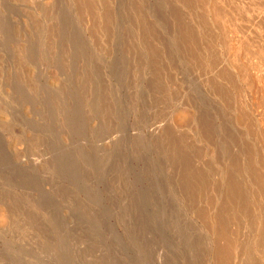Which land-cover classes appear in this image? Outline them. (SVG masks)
<instances>
[{
    "label": "bare ground",
    "instance_id": "1",
    "mask_svg": "<svg viewBox=\"0 0 264 264\" xmlns=\"http://www.w3.org/2000/svg\"><path fill=\"white\" fill-rule=\"evenodd\" d=\"M207 1L0 0V232L9 233V229L15 228L23 216H19V213L23 214L21 211L24 207V212L26 210L27 202L23 194L25 189L22 188V185L25 184V181H22L26 177L22 176L27 174H24L26 161L23 160V153L25 151L22 150V146H19L22 143L21 136L25 135V132L28 135L31 134L29 131L37 132L32 128H36L34 127L36 125L40 126L41 114L46 111L45 109L43 112L42 108L60 114L64 108L62 105L68 104L69 112L73 114L76 123L79 122L77 115L81 113L78 106L81 108V105H84L85 113L90 107L92 108L90 110L94 111L89 110L86 114L81 113V118L83 115L85 116L83 117L85 118L84 124H82L86 131L84 133L90 135V133L98 131L99 140L104 139L101 143L98 140L100 145L105 143L110 147L113 144L108 142L110 137L118 136L115 134L116 130L114 131L115 123L128 122L126 128L123 127L126 126L125 124L123 126L120 124L123 128L122 131L128 129L130 135V137L125 135L128 141L126 140L124 149L128 154L127 156L123 155L122 158L119 156L118 159L122 160L127 157L128 164L135 170H133L136 174L135 178L139 177L140 183L147 191L144 193L150 197L149 199L146 195L151 203L154 231L156 235L163 237V242H166V250L157 249L159 251L156 258H159V263L264 264V104L261 105L264 99H260V101L255 99L257 95H260V93L256 94L257 91L255 98L253 94L250 99L252 97L254 99L246 102L242 99L245 97L240 96L241 87L237 90L240 83L243 84L250 77L251 66L254 69L260 64L258 63L260 55H257L259 61L257 57L253 56L256 58V60L252 58L255 60L254 63L257 61L258 65L255 63L256 66H254L249 63L247 66V68L250 66L249 75L244 67L246 63L243 61L246 60L245 62L248 64L247 60L251 57L247 55L248 50L251 51L250 48L257 40L252 43L253 45L251 44L252 46L244 45L248 48L247 57L241 60L244 64L239 60L242 55L239 57L238 53L231 49L238 56L233 59L242 64L245 69L242 72H246L249 76L240 72L239 74L248 78L238 74L240 78L246 79L239 78L241 80L239 81L234 72V68H239V70L242 68L239 62L237 63L240 67H235L236 62L232 58L234 63L229 60L230 57H234L230 52L228 60L226 59L227 54L226 61L222 60L220 53L218 54L215 48L217 42L214 44V41L218 40V36L216 37L215 30L217 29V19H215L216 16L214 18L213 16L216 15L219 6L221 8L228 7L233 1L229 2L228 0L229 4L225 3L226 0H224V4L221 3L222 0H210L209 4ZM238 2L240 3L239 0ZM247 3L249 4L250 1ZM256 3L260 8H262L261 5H264V2ZM222 5L224 6L222 7ZM230 6L232 7L233 4ZM230 6V9L226 7L227 12H230ZM234 7L238 6L234 5ZM234 7L233 9H236ZM251 9L253 8L249 9L248 7L246 10ZM222 10L223 13H220L221 10L218 13L223 15L226 10ZM254 10L256 9L254 8ZM256 11L252 13L254 14ZM233 13L238 15L237 13L240 11ZM238 16L240 18V15ZM225 17L220 18L223 20L222 18ZM221 20L218 21L219 24H221ZM225 23H227L226 18L223 24ZM223 24L222 27H224ZM231 24L232 27L235 25ZM226 25L227 28H230L228 23ZM220 27L221 25H219ZM230 30L232 34V28ZM247 30L249 29L247 28ZM219 31H221L220 38H223L222 30ZM232 36L234 37V35ZM56 41H69L68 44L71 41H81V43L84 41L86 50L84 49V52L80 48L78 49L80 51L72 52L77 56L74 58L72 54V62H69L71 61V52L69 49L61 50L63 46L69 48V46L65 47L67 42L64 45L60 42L63 46L58 49L57 43L59 42ZM88 41H92L93 44L89 43L88 45ZM113 41H125L124 49H121L122 56H117V54L115 56V47L118 45L115 46L116 42ZM31 42L34 44H32L33 46L27 45ZM77 45L73 44L74 48ZM73 46L70 45L71 49ZM81 47L84 46L81 45ZM229 47L233 46L229 45ZM74 48L73 50H75ZM255 48H253L254 51ZM116 52L118 53V51ZM261 52H264V48ZM261 52L258 49L256 54ZM243 55L245 54L243 53ZM260 62L261 66H264V62L262 60ZM54 67L60 70H58L59 73L62 72L61 78L56 77L55 72H53L55 76L50 74V69H55ZM67 70L71 71V76H68L69 79L71 77L69 85L66 83L67 79L64 80L65 77L63 79V76H67ZM255 70L259 72L258 69ZM253 76L252 78H254ZM245 83L248 85V88L245 89L255 88L254 84L249 87V84ZM258 83L260 85V82ZM259 87L264 88L263 84ZM251 89L250 92L246 91L247 95L251 94ZM262 90L263 93L264 90ZM258 98L259 96H257ZM245 100L248 99L245 98ZM65 110L67 111V109ZM53 113H50L49 116L52 118L58 116L56 113L53 116ZM45 115L48 114L44 113L43 116ZM46 116L43 118L52 120ZM61 119L63 121L64 117ZM61 119L57 120L61 121ZM97 119L101 121L99 125L96 123ZM57 122L54 123L57 124ZM62 127H64L63 123ZM39 128L41 129V127ZM64 129L60 130L64 131ZM112 129L115 133H112ZM55 130L54 133L58 132ZM76 130L78 129L74 131ZM12 133H16V137H13ZM59 134L58 137H60ZM123 134L125 133L121 134L122 137ZM34 136L32 137L33 141L29 138L33 145L28 141L30 149L27 148L30 154L31 151L34 153L33 149L37 148L39 140L45 143L42 138L39 139L38 134L37 137L36 134ZM65 136L63 140H60V142L62 141L60 144H63L64 140L67 143L70 142ZM117 138L116 141H118ZM123 138H119V141H123L121 140ZM111 141H115L114 137ZM78 146H80L79 142ZM39 147L40 149H37L41 150L42 147ZM116 149L119 152L122 148L116 147L115 152H117ZM38 150H36L35 157L41 152L37 153ZM97 150L99 149L97 148ZM125 150L123 151L125 152ZM44 153H47L45 148ZM112 154L113 158L114 155L118 156L116 153ZM31 155H35V153ZM90 155H94V153ZM119 155L121 154L119 153ZM36 160L40 162L38 157ZM35 161H33V166L37 163ZM118 162L120 163V160ZM42 163H44L43 159ZM40 164L37 165L40 166L38 168L41 172V167L45 164ZM125 164L126 167L127 164ZM33 169L31 168V170ZM128 170L129 168L126 169L127 173L131 172ZM117 171L119 172V169ZM32 173L30 172L31 176ZM120 173L118 174L122 175ZM10 179L15 180L16 185H19L17 187L23 191L12 192L8 188ZM143 191L141 193L144 196ZM29 193L32 195V192ZM141 193L138 195L141 196ZM35 199L37 198L35 197ZM21 207L22 209L19 210ZM144 211L143 209V213L141 210L139 212L144 214ZM34 214L32 215L36 216ZM39 215L41 216V214ZM37 217L38 214L36 220L39 219ZM147 217L150 218V215ZM148 226L147 228H149ZM46 233L49 232L46 231ZM23 234L25 233L23 232ZM17 239L19 240V238ZM155 245L159 246V244Z\"/></svg>",
    "mask_w": 264,
    "mask_h": 264
},
{
    "label": "rangeland",
    "instance_id": "2",
    "mask_svg": "<svg viewBox=\"0 0 264 264\" xmlns=\"http://www.w3.org/2000/svg\"><path fill=\"white\" fill-rule=\"evenodd\" d=\"M227 1L228 0H226L225 3ZM231 1H233V3L230 2V0H229L230 4L231 5L233 4L232 7L227 2L226 4H229L228 7L222 5V7L223 6L224 7L221 8L219 6V9L217 10L216 15H214V16L212 15L213 18L215 16L217 17V18L215 17V19H217L216 23L218 26V27L216 26L217 29H215L216 30V37L218 36V38H217L218 40L214 41V44H215V42H217L216 43L217 45H215V48H216L218 54L220 53V56H221L222 60H224V61H226V59L228 57H230L229 56L230 54H231V56L233 55L234 57H230L229 60H232L233 58H238V56L235 55L236 53L234 54V52H237L239 57L242 55V57L239 58V60L241 63L243 61H244V63H246L244 65V67H245V69H247V73L249 72L248 69L250 68V66L247 68L249 63H250V65L253 64L254 66H256V64L258 65V63H260L258 66L254 67V69H253V66H251V68H250L251 70H254L256 72L251 71L249 69L251 72V75L252 76L254 75L253 76L254 78H252V76L249 74L250 72L248 73L250 75V77L248 76V74L246 72H244V73L242 72V71H245L244 67L242 66V64H244V63L241 64L239 61H237V62H239L240 66L242 68H240V70H239V68H234V72L237 74V76L240 72L243 74L246 73L247 76L252 80V82H250L251 80L250 81L248 80L249 78L247 76H245L246 74L245 75L239 74L241 76H244L245 78L247 77L248 79L246 78L247 79L246 80L244 77H241V78H244L246 81H244V82L242 81L243 84L239 82L240 85H239V87H237V90H239L241 87V89H240L241 91H239V92L240 93L242 92V93L240 94L238 92V94H240V96H244L246 99H248V100H245V98L242 97V99L244 101L248 102L249 100L250 101L253 100L255 98L256 94L260 93V95L262 94V96L257 95V96H259V98L257 99V96L255 98L256 100L260 101V99H264V96H263L264 95L263 94L264 88L259 87L262 84L264 87V83H263V81H264V79H263L264 78V75H263L264 66L263 65L261 66V62H260L261 60L264 62V59H262L264 57V52L263 53L261 52L264 48V46H263L264 45L263 44L264 43V34H263L264 29L262 31V28H264V19H263L264 18V5H261L262 8H260V6L256 2L262 4V2H264V1L261 0L262 1L261 2L260 0L259 1L258 0L257 1L256 0H244V1L239 0L241 4L238 2V0H231ZM248 1H250L249 4L247 3ZM207 2H208L207 4H209L210 0H208ZM223 2H224V0H222L221 3H223ZM244 3L248 4V5H245ZM239 4L241 5V7L239 6ZM250 4L253 6L251 7ZM234 5H237L238 7H234ZM255 5L258 7V9ZM229 6L231 7L232 12H231V10H229L230 12H227L228 9H230ZM233 7L236 9H233ZM248 7H249V9L250 8H253V9L246 10V9H248ZM238 8H241V9L239 10ZM254 8L258 11L254 10ZM222 9L226 10V11H224L225 13L223 15L220 14V13H223ZM243 9H245V10H243ZM219 10H221V12ZM234 10H236V11H234ZM253 10L256 11V13H254L255 15L252 13V12H254ZM239 11H240V13H237V14L240 15V18L238 15L233 13V12H239ZM247 11H249L251 13H249ZM218 12H220V13H218ZM231 13H232V15H230ZM257 13L259 16L257 15ZM217 14H219V15H217ZM220 15H222V16H220ZM220 17L226 18V22L228 23V26L230 28L226 27L227 23L223 24L225 18H222L223 20H221ZM250 17H251V19H250ZM229 18L231 19L232 22L230 21ZM245 19H246V21H245ZM219 20H221V22H220L221 24L218 23ZM229 22H230V24H229ZM231 23H233L235 25H233V27H232ZM261 23H262V27H261ZM218 24L221 25L220 28H219ZM222 24L224 27H222ZM240 24L243 26L241 27ZM249 26H250V28H249ZM218 28H219V30H222V34H223L222 37L223 38H220V36H221L220 32L221 31H219ZM223 28H224L225 33L223 32ZM231 28H232V34H231V30H230ZM233 28L235 29V31ZM247 28L249 30H247ZM260 29H261V31H260ZM229 31H230V33H229ZM244 31H246L247 33H245ZM251 32H253V33H251ZM235 34L236 35L240 34V35L236 36ZM232 35H234V37ZM238 36H240V37H238ZM248 36H250V37H248ZM233 38H234V40H233ZM237 39H239V40H237ZM258 39H260L261 41ZM219 40L221 41V43ZM243 40L245 43L243 42ZM254 41H256V42L253 43ZM27 42H30V41H27ZM56 42H59V41H56ZM60 42L63 45L66 44V42H67L65 47L69 46V48L68 47L64 48V46L61 45ZM60 42L57 43L58 49H60L59 47L63 46L61 48V50L63 49L65 51V49H66V51H67V49H69V51L71 52V58L69 57L71 59V61H69V62H72V58H73L72 54H73L74 58L77 56V55H74V53H76V51L78 49L81 48V50L82 49L86 50V46L83 43L84 41L82 43H81V41H79V42L71 41L70 44H68L69 41H66V42L60 41ZM86 42H85V44H86ZM113 42H116V41H113ZM89 43L93 44L92 41H90V42L88 41V45H89ZM235 43L237 45L239 44L238 45L239 47ZM248 43H250V44H248ZM256 43H258V44H256ZM32 44L33 43L31 42V43H28L27 45L31 46ZM73 44H74V46H76L78 44V45H80V47H78V45H77V47L74 48ZM114 44H115V46L118 45L117 47H115V49H116L115 50V56H116V54H117V56H122L123 52L121 51V49L122 48L124 49V45L126 44L125 41H117ZM228 44L230 46L232 45L235 48H233V47L230 48ZM70 45L73 46L72 49H71ZM81 45L84 46L85 48L81 47ZM224 45H227V47H224ZM244 45H247V46L251 45L252 46V48H250L251 51L248 50V48ZM261 45H262V47H259ZM73 48L75 50H73ZM117 48H120V49L118 50ZM240 48H242L243 50L242 49L240 50ZM253 48H255L257 50V52L259 49V52H261L262 54L261 53L256 54L257 52H255L256 50L254 51ZM85 50H84V52H85ZM228 50H231L232 52L228 51ZM247 50L249 51L248 54H247ZM69 51H68V53H70ZM78 51H80V50H78ZM116 51H118V53ZM72 52H74V53H72ZM84 52H83V54H84ZM224 52H226V53H224ZM229 52H230V54H229ZM243 53L245 55H243ZM253 53H255L256 55H254ZM226 54H227V57H226ZM246 54L248 55V57L251 56L249 59L245 58V59H248L247 60L248 64H247V62H245L246 60L241 61L244 57H247ZM257 55H260V56H258V57H260L259 58L260 61L258 60ZM222 56H224V57H222ZM253 56L257 57V60L259 61L258 63H256L257 61L255 62L256 64L254 63L256 58ZM225 57H226V59H225ZM252 58H254L255 60H253ZM233 60H232V63H234ZM234 61L236 62V59ZM237 62L235 64V67H240ZM54 68L55 69H52V68L50 69V71H51L50 74L52 73L53 76H55L53 73V72H55V74H57L56 77L61 78L60 75L62 74V72L59 73L58 72L59 69H57L56 67H54ZM235 69H237V70H235ZM241 69H244V70H241ZM255 69H258L259 72H257V70H255ZM70 73H71V71L70 72L68 71L66 73L67 76L65 74H64L65 76H63V79L65 77L64 80L67 79L68 82H66V83L68 85H69V81L71 79V77H70V79L68 78V76H71ZM257 74H259V75L257 76ZM260 76H262V78H260ZM239 78H240V76H238V80L241 81L240 80L241 78L240 79ZM255 78H257L259 80L255 79ZM254 79H255V81H254ZM245 82H247V84H249V87H250V85L252 86V84H254L253 86L255 88H253V89L250 88L252 91L251 94L248 93V95H247L246 91L250 92V89H245V88H248L247 87L248 85H246ZM258 82H260V85ZM244 83H245V85H244ZM256 86L259 87L258 89H261V90L263 89L262 90L263 93L261 92V90L256 89L257 88ZM255 92H257V93L255 94ZM249 94H250V96H249ZM252 95L254 98L252 97L250 99V97ZM247 96H249V97H247ZM260 97H262V98H260ZM240 100H241V98H240ZM263 102H264V100H263ZM263 102H261L262 103L261 105L264 104ZM263 106H261V107H263ZM62 107L67 109V111H66L63 108V111L64 110L65 111L64 112L60 111L61 116L64 114V116H62V117L60 116V114H58L59 112L53 113V111L52 112L49 111L50 109H48V111H47V108H42L43 112L46 109V111L44 113L45 114L47 113L48 115L47 116L45 115V116L49 119H52L51 120L52 122L49 121L48 119L46 120V118H43V117H45V116H43L44 115V113H43V114H41L42 116L40 117L41 121L38 120L39 122H41L40 126H37V125L34 126L36 128L41 127V129L39 128L38 129L39 131H38L36 128H32V129H35L37 131L35 133H34V131L27 130V131H29V134L31 133L30 135H28V133L25 132V135L27 134L28 136L27 135L26 136L28 138L25 135L21 136V141H22L21 144L22 145L20 144L19 146H22L21 147L22 150L24 149V151H25L23 153V157L25 159L23 158V160L26 161V163H24V166L26 167V169H25L26 171L25 170H23V171H25L24 172L25 175L27 174L26 176H24V175L22 176L23 178L26 177V178H24L25 180L22 178L23 179L22 182L25 181L24 186L25 185L26 186L24 187L22 185V183H21V185H22V188L25 189L24 191L26 194L24 192H23V194H24V198H25L27 204H26L25 212H24V208H25L24 205L26 203L25 200H24V205H23L24 208L23 209H22V207L19 208V210L22 209L21 213H23V214L19 213V216L23 215L21 219L19 218L20 223L18 222V225L19 224H21V225L18 226L16 224V227L14 226L15 228L9 229V231H10L9 233L0 232V264H161L158 262L159 258H156V257H158L157 252L159 251L157 249L166 250V248H165L166 242H163V237L161 235H156V233L154 231L155 225L153 224L154 219H153V216L151 215V203L149 202L150 197L147 194H145V193H147V191H145L143 185L140 183L139 177H138V179H137V177L135 178V176H136V174L134 172L135 170L132 169L130 164H128L127 157H125L126 159L123 158L122 160L118 159L119 156H121L119 158H122L123 155L127 156V154H128L127 151L124 149L125 148L124 146L127 143L126 140L128 139L127 136L129 135L128 129H127V131H126V129H124V131H122V129H123L122 126L125 124L126 126H123V127L124 128L128 127L127 126L128 122H126L124 124H121V122H116L117 124L115 123L114 131L116 130L115 131L116 133L113 131V129L111 131H113L112 133L118 134V136L114 135V134H113L114 136L110 135L111 139L108 142L113 143L110 147L107 144L105 145V143H103L104 145H102V144L100 145V143L103 142L104 139L102 138L99 140V132L98 131H97L98 133L97 132L93 133L95 135L94 138H93V136H94L93 134L90 133V135H92V136H90V135H87V133H84L86 131L84 130V126L82 124H84L85 118H83V117H85V116L83 115L82 118L80 117L81 113L86 114L92 108L91 107L88 108V111H86V113H85V110H84V109H86L85 106L81 105V108H80V106H78L79 110L81 109L80 110L81 113H79L77 115V116H79L78 117L79 122L77 121L75 123L74 118H73V114H70V112H69L68 104H63ZM90 111H93V110H90ZM48 112L53 113L52 114L53 116H55L57 114L58 115L57 117H60V118H57L55 116L56 120L54 117H53L54 118V120H53V118L51 116H49L50 113H48ZM66 112H67V114H65ZM92 114L94 115L95 113H92ZM65 115H67V116H65ZM63 117L66 121L64 119L62 121L61 118H63ZM65 117H68V118H65ZM70 117H71V119L69 120ZM42 118H43V120H42ZM57 119H61V121H58ZM55 121L56 122L58 121L57 124L54 123ZM64 121H65V124H64ZM37 122H35V123H37ZM60 122L63 123V126L65 127V129H64V127H62V123H60ZM96 123L99 125V123H101L100 119L99 120L97 119ZM70 124H73V125L70 126ZM76 125H79L80 127L83 126V128H80L78 126L76 127ZM58 126L59 127L61 126V128L67 132L60 130L61 128H59ZM29 127H31V126L29 125ZM118 127H119V130H118ZM74 128L78 129V130H76L77 132L74 131L75 130ZM25 129H26V127H25ZM53 129L58 130V132L55 130L56 133H54ZM47 130L49 131V133ZM79 130L82 132H81V134H79V136H77L78 133H80ZM57 133L58 134L61 133L62 135L64 134V136L66 135L68 138H66V136H65V138L70 140V142L67 143L66 140H64L66 143L64 142L63 144H60V143H62V141L60 142V140H63L64 136L59 134L60 137H58ZM122 133H125V134H123L124 138L121 135ZM14 134H15V136H14ZM35 134H36V137L38 134L39 139L42 138L43 142H45V143H42L41 142L42 140H39L40 142H38L37 148L40 149L39 146H41L42 147L41 150H38L36 147L33 149V146H31V148L33 150H35L34 151L35 155H31L34 153L31 151V154H30V151L28 150V148H29V144H32L31 140L33 139L32 137ZM56 134H57V136H56ZM16 135H17L16 133H12L13 137H16ZM40 135H41V137H40ZM125 135H127L126 136L127 139L125 138ZM115 136H117L119 138H123V139H121V140H123L121 142L124 143V144L122 143L123 146H120L122 144L119 141V138H117ZM113 137H114L115 141H111V140H113ZM129 137H130V135H129ZM29 138H31L30 141H29ZM89 138H91V139H89ZM116 138L118 141H116ZM91 140H93L95 142H93ZM98 140L100 141V143ZM28 141H29V144H28ZM96 141H98V142H96ZM78 142H79L80 146H78ZM39 143H40V145H39ZM116 143H120V144H116ZM71 144H72V146H71ZM34 146H36V145H34ZM78 147H79V149H78ZM104 147H105V149H104ZM116 147H118L119 149L122 148L121 149L122 151L120 150L118 152V149H116V151L118 153L115 152L114 150ZM44 148H45V152H47V153H44ZM87 148H89V149H87ZM97 148L99 150H97ZM129 148H130V145H129ZM69 149H71V150H69ZM103 149L104 150L107 149L109 151H104ZM36 150H38L37 153L39 151H41L40 152L41 155H40V153H38V156H37L38 159L40 160V162L36 160V158H37V157H35L37 155ZM89 150H91V152L94 153V155H90L92 153L88 152ZM123 150H125V152ZM42 151H43V153H42ZM99 152H100V154H99ZM121 152H123V153H121ZM108 153H110V154H108ZM112 153H114V154L116 153V154H118V156L114 155V158H113ZM119 153L121 155H119ZM46 154H47V156H46ZM39 155L41 156V158ZM109 155L110 156L112 155V156L110 157ZM32 156H34V157H32ZM94 156H96V157H94ZM34 158L37 161L35 166H33L34 165L33 161H35ZM42 159H43L44 163H42ZM117 159L120 160V163L118 162ZM104 160H105V162H104ZM115 160H117V161H115ZM124 160L127 162H122ZM103 162H104V164H103ZM38 163H41L42 165L45 164L44 166L41 167V169H42L41 172H40V168H38V166H39V165H37ZM125 163L127 164L126 167L124 166ZM48 164H50V165L48 166ZM119 165H120V167H119ZM33 167H34V169H33ZM43 167L45 170L43 169ZM13 168H15V167H13ZM31 168L33 170H31ZM115 168H116V171H115ZM122 168H124V169H122ZM127 168H129L128 171H131V172L127 173V171H126ZM117 169H119V172L117 171ZM34 170H36V171L34 172ZM32 171H33V173H32ZM123 171H125V172H123ZM30 172L32 173L33 177L31 176ZM137 172H140V171L137 170ZM118 173H120L122 175H119ZM114 176H116L117 178ZM112 178L114 181L112 180ZM10 180H12V181L10 182ZM10 180H8V182H9L8 185L10 184L8 186V188H10V190L12 192H18L19 193V191H21V192L23 191L20 188H18L19 185L18 184L16 185L15 180H13V179H10ZM14 181H15V183L13 184ZM30 181H32V182H30ZM139 184H140V186H139ZM139 190H140V192H139ZM142 191H143V193L145 192L144 193L145 198H146V195L149 198V199L146 198V201H145L143 194L141 193ZM29 192H32V195ZM138 193H141L142 195L139 196L140 194L138 195ZM35 197L39 200L35 199ZM138 198H140V199L137 200ZM141 198H143L144 200L143 199L141 200ZM143 204H144V206H142ZM27 209H29V210H27ZM31 209L34 211H32ZM143 209L145 210L144 214H141V213H143ZM140 210H141V213L139 212ZM146 211L149 213H147ZM34 212H36V213L34 214ZM24 213H29V214H24ZM145 213H146V215H145ZM32 214H34L36 216L38 214L39 219L37 217L38 220H36V216H33ZM39 214H41V216ZM24 215H26V216H24ZM27 215H28V218H27ZM30 215H32V216H30ZM147 215L148 216L150 215V218L149 217L146 218ZM29 219H31V220H29ZM146 219H148V220H146ZM33 220H35L36 222ZM27 221H28V223H27ZM152 221H153V223H152ZM140 222H141V225H140ZM31 224H33V225H31ZM41 225H42V227H41ZM147 225H149L148 226L149 228H147ZM19 231L22 233H20ZM46 231L49 232L50 234L49 233L47 234ZM139 231H140V233H139ZM23 232L25 234H23ZM11 234H12V236H11ZM26 234H27V236H26ZM141 236H142V238H141ZM17 238H19V240ZM154 242H155V244H159L160 248L158 245H155ZM36 243H37V245H36ZM38 243H40V244H38ZM148 243H150V244H148ZM35 245H36V247H35ZM154 255H155V257H154Z\"/></svg>",
    "mask_w": 264,
    "mask_h": 264
}]
</instances>
